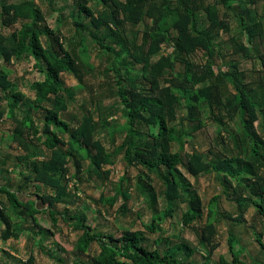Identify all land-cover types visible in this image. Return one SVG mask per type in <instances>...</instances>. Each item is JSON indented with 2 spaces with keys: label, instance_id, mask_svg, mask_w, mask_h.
<instances>
[{
  "label": "trees",
  "instance_id": "16d2710c",
  "mask_svg": "<svg viewBox=\"0 0 264 264\" xmlns=\"http://www.w3.org/2000/svg\"><path fill=\"white\" fill-rule=\"evenodd\" d=\"M89 1L76 0L78 16L74 26L77 29L85 28V21L89 19L94 28L106 27L110 31L107 38L95 40V44L108 60L116 62L123 71L115 94L123 106L126 118L123 142L114 152H110L102 141L95 138L97 125L90 112L73 127L61 118V113L68 109L62 93L66 92L69 98L73 96L70 90H65L62 75L77 74V63L73 55L76 43H70L71 49L65 48L59 34L55 37L53 32L44 29V17L33 0L2 5V24L5 27L19 25V28L8 36L0 35V61L7 65L13 60L21 62L33 58L34 67L44 75V80L31 85L35 100L30 102L8 80L7 74L0 72V121L6 117L16 124L9 138L27 152L19 160L30 166L29 173L23 175L17 190L2 185L0 193L8 203L28 211L31 220L23 216V212L16 216H22L29 220V224L33 222L40 228L37 235L42 234V231L35 217L43 210L48 211L54 225L58 222L57 216H60L73 230L82 232L74 249L86 253L96 243L100 251L94 257L93 264H190L198 246H191L183 238H180L177 245L166 249L160 248L159 238L149 248L143 231L125 229L119 238L107 235V242L100 233L93 232V228L86 222V215L80 212L71 214L68 210L61 212L57 204L63 201L69 181L77 177L69 175L70 163L78 173L83 159H88L91 172L104 181L110 175V170L104 168L113 166L117 155L122 153L127 166L145 168L155 174L164 187L160 193L163 208L158 210L154 189L149 184L145 186V183L140 186L141 192L149 193L151 197L148 200L152 212L151 221L144 224L145 231L149 233H157L161 223L172 217L173 203L176 201L186 204V210L180 217L183 226L189 227L203 220L202 202L199 197L188 193L182 180V165L192 176L213 171L223 173L227 180L230 177L242 182L250 180L253 196L261 197V202L254 203L264 216V181L261 182L264 177L259 170L264 166L260 164L264 155V134L256 126L262 119L264 127V99L258 93L264 92V23L253 13L258 0H100L102 9L96 13L88 5ZM201 11L207 14L209 21L208 27L204 29L199 26L198 14ZM231 13L237 17L240 28V34L231 39L233 54H242L246 59L256 60L261 65L259 70L255 69L250 74L242 71L237 63L228 65L227 71L219 66V59L223 55L215 41L221 31L231 30L227 20ZM139 25L143 28L141 43H130L125 33ZM50 36L54 38L53 41H50ZM43 37L49 39L48 46L43 45ZM81 38L84 41V34ZM108 39L111 40L110 44H107ZM117 46L121 47L125 58L120 59L116 52ZM163 46L172 48L171 52L156 59ZM251 47L257 48L251 50ZM199 51H203L208 58L204 64H197L193 60ZM84 52H87L86 49ZM177 64L183 66V72L166 79V72L174 71ZM134 66L141 67V78L131 73ZM50 98H53V104L48 108L45 103ZM201 105L210 109L214 120L222 127L227 124L225 119L240 118L243 135L252 146L253 161L242 154L210 158L194 151L185 155L186 163H183L180 153L172 151L173 143L180 142L182 138L174 123L178 111L185 108V119L197 122L193 130L200 129L203 126L198 117ZM22 107H27L28 111L19 120L16 110ZM39 109L43 111L42 129L30 115L31 110ZM64 134L68 135V140L64 139ZM142 135H146L147 140L139 143L137 138ZM229 135L238 139L232 132ZM33 141L41 142L49 152L46 159L31 161L35 156V153H29ZM67 175L69 177L65 178ZM254 179H258L259 183H250ZM29 184L36 187L44 185L54 191L52 195H37L46 207L37 209L35 202L25 203L18 198L17 193ZM118 197H122L123 209L127 210V201L131 197L129 190H119L108 200L109 205H114ZM217 199L215 196L211 200L206 221L200 227L197 244L209 247V252L215 249L213 240L217 230L213 217ZM68 203L73 204L74 200ZM239 203L241 207L245 205L243 201ZM25 219L14 225L2 204V240L18 238L19 233L24 231L21 225H24ZM230 244L232 239L229 240ZM261 245L264 248V244ZM180 252L185 254V258L176 257ZM35 259V256L29 255L17 261L18 264H35ZM57 262L67 264L61 258H57ZM237 262V259L228 262L224 258L220 261L221 264Z\"/></svg>",
  "mask_w": 264,
  "mask_h": 264
},
{
  "label": "rangeland",
  "instance_id": "374dc122",
  "mask_svg": "<svg viewBox=\"0 0 264 264\" xmlns=\"http://www.w3.org/2000/svg\"><path fill=\"white\" fill-rule=\"evenodd\" d=\"M25 1L30 0H0V35L8 36L19 28V25L5 27L2 24V5L19 4ZM33 1L44 17V29L53 32L55 37L59 34L58 37L62 39L65 48H70L71 42L76 43L73 47V55L77 63L75 66L77 74L62 75L65 90H70L73 96L69 98L66 92L62 93L68 104V109L61 113V118L73 127L90 112L97 125L95 138L102 141L110 152H114L122 144L125 136L123 127L126 125V118L123 106L119 103L118 96H115L118 88L117 83L120 76L123 75V71L118 68L116 62L108 60V57L101 53L95 44V40L101 41L103 38H107L110 33L109 29L106 27L96 29L89 23V19L85 21V28L77 29L74 26V21L78 16L76 0ZM88 5L95 13L102 9L100 0H90ZM253 13L264 23V0H258ZM198 17L200 28L208 27L207 14L201 11ZM227 20L231 25V30L221 31L215 41L221 47L223 55L219 59V66L227 71L228 65L237 63L242 71L249 74L255 69L259 70L261 65L256 60L246 59L242 54H233L231 39L240 34L239 22L232 13L227 16ZM142 30L141 25L136 26L133 31L128 29L125 36L130 43L135 41L141 43ZM82 34H84V41L81 38ZM53 39L50 36V41ZM48 40L47 37L42 38L44 46H48ZM244 40L247 43L245 38ZM110 42L111 40L108 39L107 44ZM53 44L56 45L55 42ZM256 48L251 47V50ZM84 49L87 52H84ZM171 50L172 48L163 46L156 59L161 55H167ZM116 52L119 53L120 59L126 57L120 46H117ZM207 59L203 51L196 52L193 56V60L197 64H204ZM34 65L33 58L24 59L21 62L13 60L7 65L0 61V72L4 71L8 80L14 83L17 90L25 95L30 102L35 100V93L31 90V85L44 80V75L39 73ZM133 68L134 70L131 72L133 76L141 78V67L134 66ZM215 69L218 70L217 67ZM114 72H117L118 75ZM182 72L183 66L177 64L174 71L166 72L165 78L171 79ZM162 86H167V84H162ZM174 93L179 95L177 91ZM258 93L259 97L264 99V92L259 91ZM52 104L53 98L45 103L48 108ZM26 111H28L27 107L16 110L17 118L21 120ZM30 115L42 129L43 111L41 109L31 110ZM186 115L185 108L178 111L174 124L176 130L181 132L182 138L180 142H175L172 145V151L180 153L184 164L186 163L185 155L194 151L204 153L210 158L242 154L243 157L253 161L252 146L243 135L239 117L235 120L225 119L227 124L222 127L216 123L210 109L201 105L198 109V117L203 126L198 130H193L197 122L185 119ZM15 125L13 120L6 117L0 121V186H8L11 190H17V185L22 182L23 175L29 173L30 168L25 162L19 160V157L27 152L17 147L9 138ZM256 126L263 135L262 119L257 122ZM231 132L237 135V140L229 135ZM63 137L68 140V135L64 134ZM137 140L139 143L145 142L147 136H139ZM237 142L238 144H236ZM30 146L29 153H35L31 161L43 160L48 157L49 152L41 142L33 141V145ZM260 164H264V155L262 160L260 159ZM68 168L69 175L74 174L77 177L71 179L67 184L66 195L63 201L57 204V209L61 212L68 210L71 214L80 212L86 215V222L93 228V232L100 233L107 242H109L107 235L112 234L119 238L125 229L140 230L144 232L149 248L159 238H161V249L177 245L180 238H183L191 246H198L190 264H221L222 258L228 262L237 259V264H264V248L261 245L264 244V216L259 213L258 207L254 203V201L261 202V197L260 195L253 196V186H249L250 180L242 182L232 177L227 180L223 173L213 171L192 176L183 165L180 166L183 174L182 180L188 193L193 197H199L202 202L203 220L191 224L189 227L183 226L180 217L181 213L186 210V204L176 201L173 203L172 217L161 223L157 233H149L145 231L144 224L151 221L152 212L148 205V200L151 197L149 193L143 194L140 186L141 183H145V186L149 184L150 188L154 189L158 210L162 209L160 193L164 187L155 174L141 166H127L122 153L117 155L113 166L104 168L110 170L109 178L104 181L98 179L95 173L91 172L88 159H83L78 173L72 163L68 165ZM259 170L264 177V166ZM69 175L65 178H68ZM263 181L261 180V182ZM250 183H259V181L254 179ZM150 188L148 187V189ZM126 189L129 190L131 196L127 201V210L123 209L122 197H118L114 205H109L108 200L113 198L119 190ZM45 193L52 195L54 191L44 185L36 187L34 184H29L17 195L22 202H35V207L42 209L46 205L42 204L37 195ZM215 196L218 199L213 218L217 233L213 240L215 249L209 252V247L197 244L200 227L206 221L208 207ZM72 199L74 203L69 204L68 202ZM240 201L245 203L243 207L240 206ZM2 204L6 213L11 216V222L14 225H18L25 219L22 216H16L21 212H23V216L31 220L28 217V211L8 203L5 196L0 193V207ZM57 217L58 222L54 225L48 211L43 210L35 217L37 224L41 227L42 234L37 235L40 228L33 222L29 224V220L25 219L24 225H21V229L24 231L19 233L18 238L5 241L1 237L3 226L0 225V264H18L17 260L26 259L29 255L35 256V264H61L57 262V258L63 259L67 264L74 262L93 264L94 257L100 251L99 246L93 243L86 253L75 251V243L82 232L73 230L60 216ZM230 239H232V244L229 245ZM184 255L180 252L176 254V257L185 258Z\"/></svg>",
  "mask_w": 264,
  "mask_h": 264
}]
</instances>
